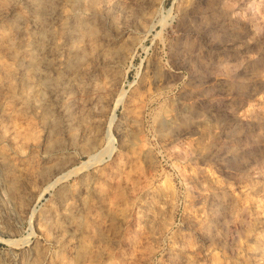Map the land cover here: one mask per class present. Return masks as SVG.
<instances>
[{
	"label": "rangeland",
	"instance_id": "rangeland-1",
	"mask_svg": "<svg viewBox=\"0 0 264 264\" xmlns=\"http://www.w3.org/2000/svg\"><path fill=\"white\" fill-rule=\"evenodd\" d=\"M0 64V264H264V0H0Z\"/></svg>",
	"mask_w": 264,
	"mask_h": 264
},
{
	"label": "bare ground",
	"instance_id": "bare-ground-1",
	"mask_svg": "<svg viewBox=\"0 0 264 264\" xmlns=\"http://www.w3.org/2000/svg\"><path fill=\"white\" fill-rule=\"evenodd\" d=\"M256 5V4H255ZM4 65L0 64V69L3 67ZM122 100V99H121ZM15 135H19L20 131L18 130V128L14 131ZM12 185V184H11ZM18 187V186H17ZM11 188L13 189V187L11 186ZM15 190L17 189H13V195L15 194Z\"/></svg>",
	"mask_w": 264,
	"mask_h": 264
}]
</instances>
